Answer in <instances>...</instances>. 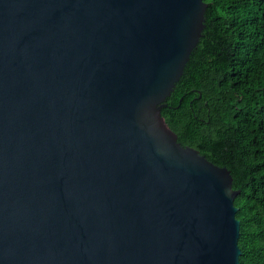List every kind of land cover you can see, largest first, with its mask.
Instances as JSON below:
<instances>
[{
    "label": "water",
    "instance_id": "obj_1",
    "mask_svg": "<svg viewBox=\"0 0 264 264\" xmlns=\"http://www.w3.org/2000/svg\"><path fill=\"white\" fill-rule=\"evenodd\" d=\"M205 0H0V264H240L226 166L161 108Z\"/></svg>",
    "mask_w": 264,
    "mask_h": 264
},
{
    "label": "trees",
    "instance_id": "obj_2",
    "mask_svg": "<svg viewBox=\"0 0 264 264\" xmlns=\"http://www.w3.org/2000/svg\"><path fill=\"white\" fill-rule=\"evenodd\" d=\"M204 28L161 114L182 145L226 166L240 264H264V0H205Z\"/></svg>",
    "mask_w": 264,
    "mask_h": 264
}]
</instances>
